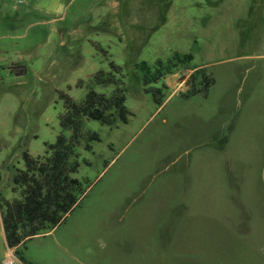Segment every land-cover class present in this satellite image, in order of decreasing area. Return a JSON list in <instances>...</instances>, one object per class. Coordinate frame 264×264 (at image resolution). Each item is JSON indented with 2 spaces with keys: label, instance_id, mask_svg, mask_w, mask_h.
I'll return each mask as SVG.
<instances>
[{
  "label": "rangeland",
  "instance_id": "1",
  "mask_svg": "<svg viewBox=\"0 0 264 264\" xmlns=\"http://www.w3.org/2000/svg\"><path fill=\"white\" fill-rule=\"evenodd\" d=\"M176 53L193 59L164 78L158 104L138 64ZM110 60L122 66L129 120L84 121L101 137L76 148L84 192L20 247L24 259L264 264V0H0V193L16 196L24 150L45 154L62 133L61 93L82 100L78 82ZM200 67L214 79L207 95L185 85ZM0 264H24L1 209Z\"/></svg>",
  "mask_w": 264,
  "mask_h": 264
},
{
  "label": "trees",
  "instance_id": "2",
  "mask_svg": "<svg viewBox=\"0 0 264 264\" xmlns=\"http://www.w3.org/2000/svg\"><path fill=\"white\" fill-rule=\"evenodd\" d=\"M96 46L104 53L108 51L100 44ZM193 59L192 53H176L171 59H158L154 66L142 61L138 67L143 71L144 90L150 92L154 100L162 103L163 89L168 85L164 78L174 73L180 66ZM110 71L99 70L87 80L81 79L79 87H88L82 100H76L62 92L64 111L60 114L62 133L54 143H46L45 154L33 155L23 151L24 168L17 169L13 176L12 190L16 196L9 199L0 193L2 224L7 245L24 264H32L24 259L20 247L37 234L54 228L60 223L84 192L83 182L73 176L80 162L76 148L84 142L85 149L91 150L94 141H100L98 132L84 129L85 120H98L114 125L128 122L131 114L126 105V87L122 66L110 60ZM204 80V89L197 87L199 77ZM162 81L161 86H156ZM214 83L205 68H197L190 80L191 94L204 92ZM113 85L110 94L98 91L96 86ZM65 131H71L68 136ZM2 173L0 171V182Z\"/></svg>",
  "mask_w": 264,
  "mask_h": 264
},
{
  "label": "built area",
  "instance_id": "3",
  "mask_svg": "<svg viewBox=\"0 0 264 264\" xmlns=\"http://www.w3.org/2000/svg\"><path fill=\"white\" fill-rule=\"evenodd\" d=\"M16 6H24L35 2L36 0H11Z\"/></svg>",
  "mask_w": 264,
  "mask_h": 264
},
{
  "label": "water",
  "instance_id": "4",
  "mask_svg": "<svg viewBox=\"0 0 264 264\" xmlns=\"http://www.w3.org/2000/svg\"><path fill=\"white\" fill-rule=\"evenodd\" d=\"M185 77H186V74H182L181 76H179V77L177 78V82H181V81H183V80L185 79ZM189 84H190L189 81H185V85H186V86H188Z\"/></svg>",
  "mask_w": 264,
  "mask_h": 264
}]
</instances>
